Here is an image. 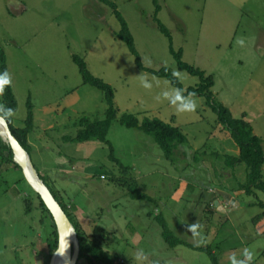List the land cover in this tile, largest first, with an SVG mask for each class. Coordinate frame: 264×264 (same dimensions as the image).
I'll return each mask as SVG.
<instances>
[{
  "label": "rangeland",
  "instance_id": "374dc122",
  "mask_svg": "<svg viewBox=\"0 0 264 264\" xmlns=\"http://www.w3.org/2000/svg\"><path fill=\"white\" fill-rule=\"evenodd\" d=\"M110 1L127 20L146 69L120 38L122 22L108 3L0 0V49L18 104L13 122L25 125L31 101L35 167L118 263L215 264L208 251L171 247L157 219L162 214L178 237L211 249L218 264L243 260L245 249L253 254L251 264H264V191L247 193L241 188L246 164L226 163L227 156L239 155L238 144L206 97L183 94L178 101L187 97L196 107L179 112L162 93L182 90L154 73L170 68L185 92L201 83L179 68L160 21L183 60L213 76L216 100L234 116L245 115L264 147V0ZM76 55L114 89L118 116L109 142L66 139L78 135L83 117L104 119L109 107L105 92L85 83ZM143 78L151 89L142 87ZM124 113L180 127L189 143L172 161L151 135L123 125ZM126 178L151 198L131 197ZM38 203L23 169L0 159V264H50L54 222ZM193 223L196 235L188 230Z\"/></svg>",
  "mask_w": 264,
  "mask_h": 264
},
{
  "label": "trees",
  "instance_id": "16d2710c",
  "mask_svg": "<svg viewBox=\"0 0 264 264\" xmlns=\"http://www.w3.org/2000/svg\"><path fill=\"white\" fill-rule=\"evenodd\" d=\"M101 1L110 4L115 9L116 15L122 22V29L119 33L120 38L128 44L131 51L136 55L138 65L141 68L146 69L142 64L141 57L136 47L135 39L130 30L129 24L122 15V13L118 10L117 4L110 0ZM158 25L160 30L165 33L171 40L172 52L178 59L179 68L188 71L194 76L199 77L201 79V83L196 87L188 88L187 92H185L181 81L173 74L170 68L164 67L159 71H155L154 73H156L158 76L169 78L175 86L179 87L182 90V93L184 95L193 94L196 96L206 97L207 103L213 108V110L218 115V122L230 132L232 138L239 146V155L227 156L226 163L229 167L232 168H234L238 164H246L247 166L246 182L241 183V188L245 189V191L249 194L254 193L255 190L258 189L264 191L263 139L255 133L254 127L246 119L245 115L241 117L234 116V114L228 107L216 100L215 94L212 90L215 84L213 76L207 75L204 70L185 62L183 60V50L176 51L173 47V39L170 30L160 21L158 22ZM74 58L80 66V71L82 73L85 83L93 85L99 88L100 90L104 91L106 94V101L109 107L106 112V117L104 119H93L91 117H83L80 121V129L78 135L75 138L67 137L66 139L67 141L77 142H85L90 140H100L103 142H109L108 134L110 128L112 126L113 121L118 116V109L115 105L114 89L109 83L105 82L102 78L93 75L90 72L86 61L82 57L76 55ZM4 71L8 72L7 60L5 53L0 49V72ZM28 105L29 114L27 119L25 120V125L23 127H15L12 115L17 111L18 107L16 96L14 94L12 84L4 88L2 92V98L0 99V106H2L0 107V115L4 116L8 120L13 133L16 135V137L20 140L21 144L26 148V150L30 154L32 145L30 144L29 136L34 128V112L33 104L31 103V101H29ZM4 109H11V114L5 112ZM121 122L127 127L140 129L146 132L147 134L151 135L157 142V144H159V146L163 149L165 156L168 159H171L172 161L176 160V151L179 150L181 146H187V144L189 143L187 135L182 131L180 127L174 126L171 123H168L159 118L147 119L141 122L135 114L124 113L122 115ZM196 154L197 157L200 156V152H197ZM0 159L2 162L14 163L17 167L21 168L14 161V153L12 151L11 146L7 142H5L1 136ZM40 176L47 184L43 176L41 174ZM123 182L124 186L127 187L129 195L131 197L136 199L151 198L147 193L139 190V184L137 180L126 178L123 180ZM53 194L59 201V203L61 204V206L63 207V209L65 210L77 230L81 247L78 264H80L81 260L83 259L86 260L88 264H124L122 262L118 263L114 255H112L110 251L105 250L102 245V242H100V240H98L95 235L90 236L83 229V227L75 217L74 211L76 210L73 211V209L71 208L74 207L73 205L69 206L68 203H63V201H61L55 195L54 192ZM37 196L39 199L38 207L41 209L45 208L46 211L51 214L39 193H37ZM260 204L264 206V202H261ZM51 218L54 222V230L52 238L50 239L48 245L53 255L59 245V234L52 215ZM157 219L162 225L164 230V237L171 247H176L180 244H185L197 250L208 251L214 259L215 264H218L214 252L211 249L187 243V241L178 237L169 226V223L165 216H163L162 214H159L157 216ZM101 232L103 231H100L99 233Z\"/></svg>",
  "mask_w": 264,
  "mask_h": 264
},
{
  "label": "water",
  "instance_id": "95a60500",
  "mask_svg": "<svg viewBox=\"0 0 264 264\" xmlns=\"http://www.w3.org/2000/svg\"><path fill=\"white\" fill-rule=\"evenodd\" d=\"M0 125L2 126L0 128V136L11 146L14 153V161L23 169L27 180L42 197L57 226L59 245L52 255L50 264H57L59 258H63L65 264H78L81 247L73 222L49 186L41 178L29 152L13 133L8 120L2 115H0ZM221 193L229 200H232V202H235L234 198L227 192ZM216 204L219 205V202L216 201Z\"/></svg>",
  "mask_w": 264,
  "mask_h": 264
},
{
  "label": "clouds",
  "instance_id": "9594fccd",
  "mask_svg": "<svg viewBox=\"0 0 264 264\" xmlns=\"http://www.w3.org/2000/svg\"><path fill=\"white\" fill-rule=\"evenodd\" d=\"M241 44H243V41H240ZM12 84V77L11 75L7 72H0V93L3 92L4 88L6 86H10ZM141 85L142 87L146 88V89H151L152 84L148 81L147 78H143L141 80ZM183 93L177 89L174 92H168L165 91L162 93V96L165 99H170V102L176 107L177 111L179 112H185V111H193L195 110V103L194 101H192L191 99L185 97L183 99H180L178 101V97L182 96ZM2 107V106H0ZM5 112H7L8 114H11L12 110L11 109H4ZM199 225L196 223L190 224L188 226V230L196 235L197 234V229H198ZM244 259L243 260H234L233 264H251L252 260H253V254L252 252L248 251L247 249H245L244 252ZM146 257L144 256L143 252H139L137 253V259L139 261H143Z\"/></svg>",
  "mask_w": 264,
  "mask_h": 264
},
{
  "label": "bare ground",
  "instance_id": "6f19581e",
  "mask_svg": "<svg viewBox=\"0 0 264 264\" xmlns=\"http://www.w3.org/2000/svg\"><path fill=\"white\" fill-rule=\"evenodd\" d=\"M0 128H2V126L0 125ZM57 264H65L64 259L63 258H59L57 261Z\"/></svg>",
  "mask_w": 264,
  "mask_h": 264
},
{
  "label": "crops",
  "instance_id": "0c3cea01",
  "mask_svg": "<svg viewBox=\"0 0 264 264\" xmlns=\"http://www.w3.org/2000/svg\"><path fill=\"white\" fill-rule=\"evenodd\" d=\"M30 144L32 145V143L30 142Z\"/></svg>",
  "mask_w": 264,
  "mask_h": 264
},
{
  "label": "built area",
  "instance_id": "2783aa9c",
  "mask_svg": "<svg viewBox=\"0 0 264 264\" xmlns=\"http://www.w3.org/2000/svg\"><path fill=\"white\" fill-rule=\"evenodd\" d=\"M102 177H104V176H102Z\"/></svg>",
  "mask_w": 264,
  "mask_h": 264
}]
</instances>
